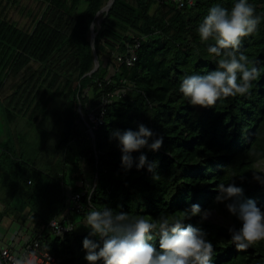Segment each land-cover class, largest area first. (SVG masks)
<instances>
[{
  "label": "trees",
  "instance_id": "trees-1",
  "mask_svg": "<svg viewBox=\"0 0 264 264\" xmlns=\"http://www.w3.org/2000/svg\"><path fill=\"white\" fill-rule=\"evenodd\" d=\"M109 1L0 0V106L15 137L23 128L36 136L34 143L15 138L12 151L0 157V230L10 219L24 227L29 222L28 236L61 264H87L82 240L90 231L84 226L90 209L171 221L185 220L184 210L198 203L213 215L185 222L208 232L212 264H264V240L237 251L227 229L238 221L213 202L217 184L234 182L264 207V186L252 177L264 172V19L243 38L249 68L258 69L249 94L200 108L179 93V81L215 67L206 51L214 41L201 42L195 29L210 7L231 8L232 0H195L182 9L171 0H114L90 30ZM250 2L264 16V0ZM14 11L28 19L27 27L11 20ZM135 40H141L135 65L117 64L115 55ZM103 97L111 103L94 149L79 123L81 112L88 118ZM139 123L164 136L158 152L141 150L158 161L153 174L125 170L110 140L112 130H137ZM69 190L85 194L83 208L69 218L74 231L58 237L49 225L63 217Z\"/></svg>",
  "mask_w": 264,
  "mask_h": 264
},
{
  "label": "clouds",
  "instance_id": "clouds-1",
  "mask_svg": "<svg viewBox=\"0 0 264 264\" xmlns=\"http://www.w3.org/2000/svg\"><path fill=\"white\" fill-rule=\"evenodd\" d=\"M264 16L257 14L250 0H232L231 8L220 4L210 7L195 31L201 42L209 40L206 51L215 67L205 73L184 74L179 81V93L194 107L209 108L221 98L246 96L258 75L256 67L249 68V59L242 51L243 38L251 36ZM96 30L95 22L89 23ZM110 140H115L121 153V166L131 170L147 169L153 174L158 161H149L141 150L158 152L164 136L144 123L137 130L114 129ZM140 152L138 157L133 153ZM255 181L264 186V172L252 173ZM215 204H223L236 218L238 225L228 227V236L237 251L249 249L264 240V207L246 198L244 188L236 183L217 184ZM185 220L199 216L200 222L212 215L211 208L191 203L185 210ZM179 218L171 220L159 215L154 221L142 217L129 219L125 212L114 214L111 208L103 211L90 209L84 226L89 234L82 240L87 264H212L213 242L208 232L198 225ZM157 237V243L150 241ZM93 237L99 239H93ZM16 264H28L27 258Z\"/></svg>",
  "mask_w": 264,
  "mask_h": 264
},
{
  "label": "built area",
  "instance_id": "built-area-1",
  "mask_svg": "<svg viewBox=\"0 0 264 264\" xmlns=\"http://www.w3.org/2000/svg\"><path fill=\"white\" fill-rule=\"evenodd\" d=\"M167 0H158V4H163ZM178 4L182 9L186 4L193 5L195 0H171ZM141 47V40H135L132 44H128L127 51L124 54H116L115 59L117 64L133 67L138 60V50ZM102 103L96 106V109L88 117L87 137L91 140L93 148L95 149L96 132L104 125V117L106 115L107 107L111 103L109 97L102 98ZM98 157V156H97ZM89 190L93 186L87 182H82ZM85 194L73 195L70 190L66 193V210L61 219H55L50 222L51 232L58 236L63 237L75 229V225L69 221L71 214L74 212H82V198ZM90 200V198H89ZM65 220V221H63ZM27 258L28 264H61L60 261L49 253L40 240L32 241L31 237L26 236L20 241L18 248L13 251L10 247L0 249V264H16L19 259Z\"/></svg>",
  "mask_w": 264,
  "mask_h": 264
},
{
  "label": "rangeland",
  "instance_id": "rangeland-1",
  "mask_svg": "<svg viewBox=\"0 0 264 264\" xmlns=\"http://www.w3.org/2000/svg\"><path fill=\"white\" fill-rule=\"evenodd\" d=\"M26 5H31V2L27 1L26 2ZM107 6H108V2L103 7L102 13H105L104 11L107 9ZM102 13L97 18V22H96L97 28L99 27L100 22L102 20V18H101L102 17ZM10 17H11V20L19 21V23L22 24V26H25V27L28 26V23H27L28 22V19L24 18L23 14L22 15H19V14L17 15L16 11H14V12L11 13V16ZM93 37L94 36L92 35V38ZM95 109H96V106L91 107L90 108V110H91L90 111V114ZM81 119H82V123H79V125L82 128V130H84V125L86 127L88 125V118L82 112H81ZM23 130L26 131V132L25 133H20L18 135V137H15V134H13L14 133V130H12L8 126V123L6 121V115L4 113V110L2 109V106H0V157H1L3 151H5V153L6 152L8 153L9 151H12V148L11 147L13 146V144L15 145V141H16L15 138H18L20 144L22 143V141L24 140V138H26L28 140V143H34V142H36V136H27V130H25L24 128H23ZM9 135H12V136H9ZM41 141L43 143H45L44 142L45 141V138L43 137L41 139ZM77 143L79 144L80 142H77ZM261 168L264 171V165L261 166ZM1 184H2V182L0 180V199H3V195H1V192H2Z\"/></svg>",
  "mask_w": 264,
  "mask_h": 264
},
{
  "label": "crops",
  "instance_id": "crops-1",
  "mask_svg": "<svg viewBox=\"0 0 264 264\" xmlns=\"http://www.w3.org/2000/svg\"><path fill=\"white\" fill-rule=\"evenodd\" d=\"M29 225L30 223L28 222L24 227L10 219L3 229L0 230V249L10 247L15 251L18 248L20 241L28 236L29 232L27 230H29Z\"/></svg>",
  "mask_w": 264,
  "mask_h": 264
},
{
  "label": "water",
  "instance_id": "water-1",
  "mask_svg": "<svg viewBox=\"0 0 264 264\" xmlns=\"http://www.w3.org/2000/svg\"><path fill=\"white\" fill-rule=\"evenodd\" d=\"M110 3V6H109V8H108V10H107V12L110 10V8H111V5H112V3H111V0L108 2V4ZM102 13V12H101ZM98 67H99V65H98V61L96 60V67H95V71L98 69Z\"/></svg>",
  "mask_w": 264,
  "mask_h": 264
},
{
  "label": "bare ground",
  "instance_id": "bare-ground-1",
  "mask_svg": "<svg viewBox=\"0 0 264 264\" xmlns=\"http://www.w3.org/2000/svg\"><path fill=\"white\" fill-rule=\"evenodd\" d=\"M113 1H114V0H111V3H112ZM109 6H110V3L108 4L107 9H106L104 12H107ZM100 15H101V14H100ZM101 18H102V17H101Z\"/></svg>",
  "mask_w": 264,
  "mask_h": 264
}]
</instances>
